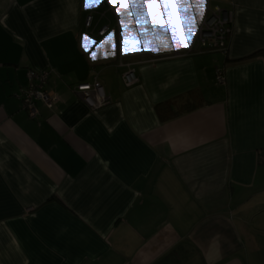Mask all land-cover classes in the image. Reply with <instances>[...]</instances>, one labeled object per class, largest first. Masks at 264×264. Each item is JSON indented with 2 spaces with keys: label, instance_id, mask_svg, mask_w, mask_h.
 <instances>
[{
  "label": "crops",
  "instance_id": "obj_1",
  "mask_svg": "<svg viewBox=\"0 0 264 264\" xmlns=\"http://www.w3.org/2000/svg\"><path fill=\"white\" fill-rule=\"evenodd\" d=\"M116 3L0 0V264H264V0H208L233 10L227 50L186 53L175 0L183 47L169 33L156 52L135 16L123 49ZM147 12L162 28L156 0ZM110 32L116 54L93 61ZM120 54L137 83L123 84ZM29 68L57 96L36 118L16 97ZM94 79L108 101L92 111L75 87ZM191 91L194 109L160 118L159 103Z\"/></svg>",
  "mask_w": 264,
  "mask_h": 264
},
{
  "label": "built area",
  "instance_id": "obj_2",
  "mask_svg": "<svg viewBox=\"0 0 264 264\" xmlns=\"http://www.w3.org/2000/svg\"><path fill=\"white\" fill-rule=\"evenodd\" d=\"M106 1L109 2V0ZM92 19L93 16L91 13L86 15L84 19L85 29L91 26ZM233 20L234 13L232 9L222 8L221 6H214L210 9L208 0H206L204 15L203 17H198L196 32L191 37V44L188 42L184 53L210 50L225 52L232 32ZM109 31V26L105 24L99 28L97 35L102 37ZM178 53L179 52H176V54ZM178 55H180V53ZM150 60L152 59L150 58ZM117 61L119 66L125 68L121 74L123 84L125 86H130L137 83L138 77L132 67L133 62L125 60L123 54L118 56ZM25 76L27 85L16 94V97L19 99L21 106L27 111L28 115L31 118H36L39 113L35 106V102L40 101L46 107L51 108L57 96L53 91L45 88V84L49 78V73L47 71H38L29 68ZM215 80L219 84L224 83V76L219 68H215ZM75 90L80 99L92 111L97 110L108 101L97 79H94L92 83L81 82L75 87Z\"/></svg>",
  "mask_w": 264,
  "mask_h": 264
},
{
  "label": "snow or ice",
  "instance_id": "obj_3",
  "mask_svg": "<svg viewBox=\"0 0 264 264\" xmlns=\"http://www.w3.org/2000/svg\"><path fill=\"white\" fill-rule=\"evenodd\" d=\"M159 5L160 12L163 15L165 23L163 27L156 23V20L151 18L147 12L149 4L152 3V0H127L125 6H121L120 0H117L115 5H112L120 17L119 24L121 26L120 36L123 38L122 47L127 52L129 51V45L127 41L129 38L136 39L135 34L129 31V27L133 22V16L136 17V23L140 25V31L144 33L145 39L143 42L146 48L150 51L156 52L159 51L161 47H169L168 35L172 44L176 49H180L183 45L179 42L177 37L176 29L173 27L171 20L169 19V9L165 7L167 0H156ZM180 13L181 28L184 31V34L189 39V44H191V37L196 32V20L191 15V8L195 6L197 12L201 17L204 15L206 0H175ZM102 3V0H84L85 9H91L98 7ZM111 4V0H109ZM135 9V11H133ZM146 25H151L152 30L148 31L145 27ZM115 33L110 32L96 47V51L91 53L90 58L95 61L97 59V53L102 52L105 58L108 56H114L116 54L117 44L114 39ZM95 41L92 40L87 34H84L81 39V47L85 52H88L92 44ZM111 45V51H105V45ZM139 51V48L134 49Z\"/></svg>",
  "mask_w": 264,
  "mask_h": 264
},
{
  "label": "trees",
  "instance_id": "obj_4",
  "mask_svg": "<svg viewBox=\"0 0 264 264\" xmlns=\"http://www.w3.org/2000/svg\"><path fill=\"white\" fill-rule=\"evenodd\" d=\"M176 100L177 101L174 99L168 102L159 103L156 106L157 112L160 114L162 120L169 119L178 114L194 109V107L198 105L196 103L201 101V96L198 92L191 91L188 92L186 96H180L176 98ZM176 102L178 103L176 104ZM172 104H176L177 107L172 106Z\"/></svg>",
  "mask_w": 264,
  "mask_h": 264
}]
</instances>
